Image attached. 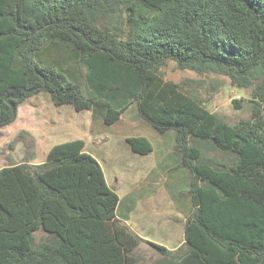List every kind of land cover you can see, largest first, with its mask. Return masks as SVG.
I'll return each mask as SVG.
<instances>
[{"label": "trees", "instance_id": "trees-1", "mask_svg": "<svg viewBox=\"0 0 264 264\" xmlns=\"http://www.w3.org/2000/svg\"><path fill=\"white\" fill-rule=\"evenodd\" d=\"M170 61L249 92L250 118L231 125L166 80ZM42 93L108 126L135 104L158 134L174 133L193 211L184 247L154 245V264H264V0H0V129ZM127 142L154 151L146 136ZM119 205L80 139L40 165L4 167L0 264H139Z\"/></svg>", "mask_w": 264, "mask_h": 264}, {"label": "rangeland", "instance_id": "rangeland-1", "mask_svg": "<svg viewBox=\"0 0 264 264\" xmlns=\"http://www.w3.org/2000/svg\"><path fill=\"white\" fill-rule=\"evenodd\" d=\"M162 74L166 80L183 83L231 125L251 116L249 92L234 87L225 76L182 71L173 61ZM133 136L148 137L154 151L146 156L134 153L127 142ZM79 139L99 161L109 186L118 194L121 223L141 238L135 251L139 264L162 259L154 245L173 254L182 249L185 225L193 211L188 194L191 175L183 168L174 170L179 161L174 133L158 134L135 104L118 123L108 126L92 111L55 106L48 93L32 97L20 106L17 121L0 129V170L22 163L40 165L54 145ZM208 155L222 159L219 153ZM45 237L43 232L36 234L37 241Z\"/></svg>", "mask_w": 264, "mask_h": 264}]
</instances>
